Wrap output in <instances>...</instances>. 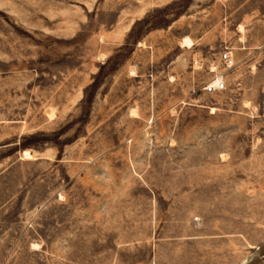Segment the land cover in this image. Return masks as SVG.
Masks as SVG:
<instances>
[{
  "label": "rangeland",
  "instance_id": "1",
  "mask_svg": "<svg viewBox=\"0 0 264 264\" xmlns=\"http://www.w3.org/2000/svg\"><path fill=\"white\" fill-rule=\"evenodd\" d=\"M0 264H264V0H0Z\"/></svg>",
  "mask_w": 264,
  "mask_h": 264
},
{
  "label": "built area",
  "instance_id": "2",
  "mask_svg": "<svg viewBox=\"0 0 264 264\" xmlns=\"http://www.w3.org/2000/svg\"><path fill=\"white\" fill-rule=\"evenodd\" d=\"M222 58L224 60V62L228 65L233 63V58L230 54V52H223L222 53ZM224 87H226V79L221 75V76H217L214 80H210L205 84V89L213 92L216 90H221Z\"/></svg>",
  "mask_w": 264,
  "mask_h": 264
},
{
  "label": "bare ground",
  "instance_id": "3",
  "mask_svg": "<svg viewBox=\"0 0 264 264\" xmlns=\"http://www.w3.org/2000/svg\"><path fill=\"white\" fill-rule=\"evenodd\" d=\"M184 42L190 43L191 40H190L189 38H185V39H184ZM26 154L29 155V156L32 155V154H31L30 152H28V151H26L25 155H26Z\"/></svg>",
  "mask_w": 264,
  "mask_h": 264
}]
</instances>
